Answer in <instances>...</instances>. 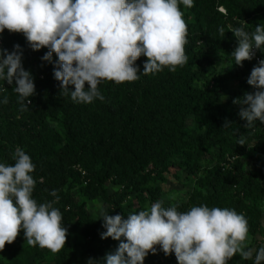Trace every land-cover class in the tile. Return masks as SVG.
<instances>
[{"label": "trees", "instance_id": "obj_1", "mask_svg": "<svg viewBox=\"0 0 264 264\" xmlns=\"http://www.w3.org/2000/svg\"><path fill=\"white\" fill-rule=\"evenodd\" d=\"M180 10L188 28V62L175 72L164 68L155 75L140 74L135 82H101L98 88L105 99L91 104L75 103L70 95L60 93L53 75L55 54L53 63L43 61L47 48L34 51L23 34L7 29L0 33V48L11 52L15 45L21 46L22 65L32 74L36 89L27 110L21 111L14 85L0 80V89H6L0 91V163L14 164L19 147L35 165L33 198L38 203L52 201L53 190L60 197L54 206L63 215L68 236L49 264H87L89 258L106 264L104 257L118 247L119 241L101 239L102 218L88 214L86 202L76 200L75 189L88 199H102L109 215L127 218L147 203L162 201L163 189L157 183L175 168L195 178L187 202L174 204L178 211L205 204L235 209L245 215L249 235L262 238L258 249L264 246V123L257 120L246 128L240 109L231 102L256 91L247 78L258 63L252 59L242 67L234 64L231 53L238 42L229 31L243 26L252 33L264 25V0H194V7L181 4ZM258 50L264 57V46ZM214 53L225 55L235 68L212 77ZM146 59L141 56L136 61L140 73ZM69 88L74 90L72 85ZM227 94L231 99L225 101ZM5 96L7 104L2 103ZM226 120L231 125L223 128ZM191 122L199 126V133L188 131ZM241 137L244 145L238 143ZM251 148L259 173H248L244 167ZM209 156L212 159L204 168ZM108 183L119 189L110 193ZM80 231L88 240L71 246V236ZM4 251L7 261L0 264H47L52 254L29 246L23 231ZM144 264H177V260L174 253L165 256L157 246V254L149 253Z\"/></svg>", "mask_w": 264, "mask_h": 264}, {"label": "clouds", "instance_id": "obj_2", "mask_svg": "<svg viewBox=\"0 0 264 264\" xmlns=\"http://www.w3.org/2000/svg\"><path fill=\"white\" fill-rule=\"evenodd\" d=\"M181 4L191 8L194 0H0V33L7 29L23 34L34 51L47 48L43 61L53 63L55 54L53 75L60 93L75 103L91 104L105 99L98 88L101 82H135L140 74L155 75L164 68L175 72L188 62V28ZM229 31L238 42L231 56L242 67L253 59V49L264 46V25L252 33L243 26ZM219 32L224 36L223 27ZM141 56L147 58L142 73L136 66ZM0 80L14 85L20 110L26 111L36 89L32 74L22 65L19 44L11 52L0 48ZM247 83L256 91L233 103L241 105L239 116L251 128L257 120L264 123V59L252 68ZM8 102L5 96L2 103ZM230 125L226 120L223 128ZM238 143L244 145V138ZM13 160L11 165L0 163V252L23 231L29 246L57 254L68 236L63 215L54 206L60 197L53 190L52 201L38 203L32 195L36 181L31 157L17 147ZM101 218V239L119 241L104 257L106 264H144L149 253L157 254V246L165 256L174 253L177 264H228L236 254L253 264L264 262V246L253 259L247 247L248 221L235 209L205 204L180 212L176 205L164 207L157 201L127 218L101 210ZM87 264L100 262L89 258Z\"/></svg>", "mask_w": 264, "mask_h": 264}, {"label": "rangeland", "instance_id": "obj_3", "mask_svg": "<svg viewBox=\"0 0 264 264\" xmlns=\"http://www.w3.org/2000/svg\"><path fill=\"white\" fill-rule=\"evenodd\" d=\"M214 61H215V67L213 70L212 77H219L223 76L226 73L232 71L235 67L234 65L230 62L229 58H227L223 54H218L214 53L213 54ZM199 85H202L201 83H198ZM238 98V97H237ZM235 98V99H237ZM242 98V97H239ZM231 97L227 95L224 96V100L228 101L230 100ZM234 100V99H233ZM232 102V105L235 107V109H240L241 105L239 104H234ZM52 126L56 128L58 131L61 133L63 132V129L61 126L57 123H52ZM188 131L190 132H196L199 133L200 129L199 126L195 122H191L189 124ZM212 157L209 156L208 159H206L203 163L202 166L204 168L208 167L209 161H211ZM244 167L248 173L251 172H256L259 173V167H258V162L256 160V152L254 151L253 148H251L247 154V156L244 158ZM203 172V171H202ZM201 172V173H202ZM200 173V174H201ZM157 185H160L163 189V197H162V202L163 205L166 206H172L174 204L178 203H186L191 191L195 187V178L190 176L185 169L183 168H175L172 169L168 174L165 175V180L162 182L157 183ZM108 191L110 193H114L119 189V186L114 185L113 183H108L106 185ZM75 194V198L77 201L80 203L86 202L87 205V210L88 214L91 215L95 220H98L101 218V210L106 211L108 209V205L102 200V199H95L91 200L85 197L80 189H75L73 191ZM174 197V198H173ZM151 205L147 203L145 207L143 206L142 210H146L149 208ZM263 211H264V204H263ZM264 222V218H263ZM88 240V237L84 231L77 232L71 236V246H74L75 244H82L85 243ZM259 240V241H258ZM262 238L256 239L252 235H249L248 237V242H247V247L251 248L253 250V259L255 257L256 251L258 249V243ZM56 254H51L48 257V263L54 258ZM7 261V255L6 252L3 250L0 252V263L1 262H6ZM79 264V263H76ZM228 264H253V260H244L241 258L239 254H236L233 256V258L228 262Z\"/></svg>", "mask_w": 264, "mask_h": 264}, {"label": "built area", "instance_id": "obj_4", "mask_svg": "<svg viewBox=\"0 0 264 264\" xmlns=\"http://www.w3.org/2000/svg\"><path fill=\"white\" fill-rule=\"evenodd\" d=\"M220 11H222L224 14H226V10L221 7L220 8ZM254 51V56H253V59L258 63L260 60L264 59V57H262L259 53V50L258 49H253Z\"/></svg>", "mask_w": 264, "mask_h": 264}]
</instances>
